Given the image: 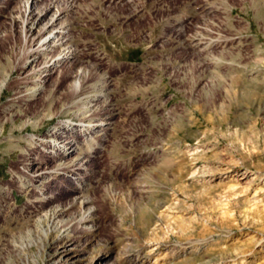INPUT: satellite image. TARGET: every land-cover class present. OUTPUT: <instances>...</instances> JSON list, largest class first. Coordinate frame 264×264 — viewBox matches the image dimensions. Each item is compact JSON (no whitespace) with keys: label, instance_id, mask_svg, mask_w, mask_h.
I'll return each instance as SVG.
<instances>
[{"label":"rangeland","instance_id":"rangeland-1","mask_svg":"<svg viewBox=\"0 0 264 264\" xmlns=\"http://www.w3.org/2000/svg\"><path fill=\"white\" fill-rule=\"evenodd\" d=\"M25 3L0 0V264H47L64 225L90 235L76 186L89 258L264 264V0H39L81 61L46 80L59 46L32 74ZM69 124L84 169L61 192L29 169Z\"/></svg>","mask_w":264,"mask_h":264},{"label":"bare ground","instance_id":"bare-ground-1","mask_svg":"<svg viewBox=\"0 0 264 264\" xmlns=\"http://www.w3.org/2000/svg\"><path fill=\"white\" fill-rule=\"evenodd\" d=\"M38 1L39 0H26L25 3V19L23 21V24L26 28L29 39H27L28 56L25 60V65L29 63V65H31L30 70L32 71V74H38L36 73L38 72V69L34 68L35 65L32 64L36 60V57L40 53H44L45 51L43 52V50L45 49L50 48L49 50H51V47L59 46L58 49H55L57 50V52L48 60H46L42 65L44 68L43 70L45 71V76H43L46 80L49 77L48 75L55 69L54 67L58 66L60 62L63 61L65 63L67 62V60H69V62H71V65L73 64L72 67H76L77 69L79 67L78 63L80 64L81 61L77 63L74 62L76 61L75 51L72 49L71 45H69L66 41L67 32L66 34H63L67 28L65 29L64 24L62 23V21H60V13L62 10L59 8H53L52 4L36 6V3ZM77 72L80 74V68ZM82 73L83 72H81L80 74L81 76L85 74V71L83 75ZM79 85V82L75 83L74 86L76 90L78 89ZM101 123L104 122L98 121L95 124L90 123L89 126L100 125ZM81 127L84 128L85 125H81ZM63 129L68 132L66 134L60 132L59 135L57 134L54 136V140L58 137L62 138L60 142H58L59 145H54L53 149L55 151L51 149L49 152H46L43 157L41 156V160H33L29 169L31 179L33 181L35 180L36 182L48 184L51 181H59L63 179L62 181L66 189H62L61 192H64L65 190L67 191V189H69L67 182L69 179L74 177L72 173L79 174L81 173V170L84 169V165L82 163H76L75 159H71L72 161L70 166V158L63 157L64 155H67L69 153V132L70 130H74V126L71 124H69L68 126L64 125ZM41 140L45 141L44 139ZM54 159L56 161L52 162L54 161ZM64 160L68 161L64 164ZM51 174L56 175L52 179H49V176ZM79 187L80 186H76L71 189L72 192H76V194L74 195V199L80 198L79 205L84 206L83 208H81L80 216L75 221L74 228L78 227L81 230L90 232V235L85 234L82 236V238H79L80 236L74 238L76 236H73L72 233H69V224L61 227L60 231L56 235H54L50 240L51 249L48 254L47 264H78L82 262L84 264H115V261L113 260L111 261L102 259L105 252L94 254V256L92 255L93 257L89 258L90 252H88V243L91 242V238H93V235L91 236L92 231L90 230L91 227H93V225L91 224L92 207L89 205L85 206L87 199L82 198L81 195L78 194Z\"/></svg>","mask_w":264,"mask_h":264}]
</instances>
